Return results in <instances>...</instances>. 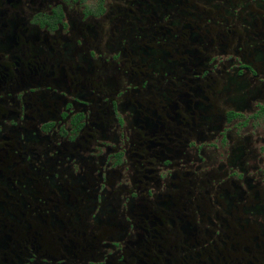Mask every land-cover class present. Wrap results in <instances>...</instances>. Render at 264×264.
I'll list each match as a JSON object with an SVG mask.
<instances>
[{"label": "flooded vegetation", "instance_id": "1", "mask_svg": "<svg viewBox=\"0 0 264 264\" xmlns=\"http://www.w3.org/2000/svg\"><path fill=\"white\" fill-rule=\"evenodd\" d=\"M0 264H264V0H0Z\"/></svg>", "mask_w": 264, "mask_h": 264}]
</instances>
